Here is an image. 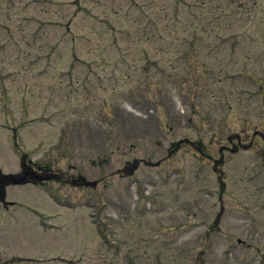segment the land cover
Listing matches in <instances>:
<instances>
[{"label":"rangeland","instance_id":"1","mask_svg":"<svg viewBox=\"0 0 264 264\" xmlns=\"http://www.w3.org/2000/svg\"><path fill=\"white\" fill-rule=\"evenodd\" d=\"M135 1L143 11L130 0H0V89L6 95L0 171L16 172L19 153H25L53 170L70 164L73 170L64 172L87 182L61 189L52 187L56 183L48 189L8 185L0 206V264H264V191L257 188L263 175H255L258 159L249 140L264 131V78L259 87L232 78V95L223 99L215 89L226 88L228 80L213 82L217 64L230 76L240 66L253 72L252 79L264 71V0ZM146 18L147 24L159 19L162 29L144 41L139 36ZM234 33L248 36L252 65L240 54L232 57ZM191 37L201 47L196 57L186 52ZM136 42L143 52L126 53ZM181 50L185 59L178 57ZM121 54L129 68L110 69ZM203 69L210 73L192 84L189 71L196 76ZM143 75L146 91L138 79ZM225 100L228 128L220 122ZM132 127L146 137L128 139ZM239 130L244 146L224 152L216 179L208 165ZM176 137L184 147L163 159L167 139ZM105 153L109 162L99 171L91 161ZM126 159L139 165L123 177L117 168ZM261 162L264 169V156ZM94 177L100 183L87 185ZM221 179L217 198L194 190H215ZM178 209L194 212L177 225ZM216 213L215 231L201 224Z\"/></svg>","mask_w":264,"mask_h":264}]
</instances>
